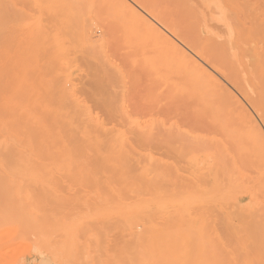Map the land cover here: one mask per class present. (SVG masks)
I'll use <instances>...</instances> for the list:
<instances>
[{
	"label": "bare ground",
	"instance_id": "1",
	"mask_svg": "<svg viewBox=\"0 0 264 264\" xmlns=\"http://www.w3.org/2000/svg\"><path fill=\"white\" fill-rule=\"evenodd\" d=\"M180 1L172 14L153 13L201 62L174 41L172 59L184 71L178 74L185 73L177 78L185 79L175 76L184 83L175 80L173 94L182 91L208 108L210 113L204 108L207 114H200L198 107L195 114L211 116L213 129L220 126V145L208 154L209 143L196 148L183 131L175 136L155 120L120 124L61 112L18 120L0 108V264H237L235 174H243L238 166L244 160L245 166H264V131L250 112L264 125V52L232 33L221 38L207 23L203 5ZM136 20L153 33L140 16ZM2 27L0 83L12 74V37ZM190 101H181L182 107L188 104L184 111ZM161 126L167 135L157 129ZM174 127L180 129L169 128ZM162 143L167 147L158 146ZM167 153L187 159L189 166L172 162ZM223 155L233 159L232 166Z\"/></svg>",
	"mask_w": 264,
	"mask_h": 264
},
{
	"label": "rangeland",
	"instance_id": "2",
	"mask_svg": "<svg viewBox=\"0 0 264 264\" xmlns=\"http://www.w3.org/2000/svg\"><path fill=\"white\" fill-rule=\"evenodd\" d=\"M45 1L2 0L0 2V24L5 27L0 26L6 29L9 36L11 34L13 42L12 74L9 80L0 83V108L5 117L18 120L53 118L61 112L63 116L76 119L89 116L101 117L105 120L119 119L120 124L124 123L122 122L124 119L130 118H138L142 121L155 120L161 125L165 122L168 131L164 130L165 127L164 129L162 126V128L157 127L163 129L164 131H161L165 132V135L167 132L175 134L181 130L183 134L180 131L179 133L184 138L185 136L188 139L192 138L189 141L196 143L197 145L192 143L196 148L200 146L198 144L206 145L207 148L209 143L211 146L207 148L208 151L210 150L208 154L213 153L212 149L215 147L212 146L220 145L217 144V141L223 139L220 126L218 129H213L215 125L209 122L212 120L211 116L208 120V115L205 114L201 116L204 122L206 119L208 125L198 120L202 117H198L199 114L196 115L195 112H200L199 108L205 107L197 104L196 97L190 96L191 99H188L186 92V96L182 94L180 90L188 87L185 84H183L185 87H182L181 84L179 85L182 88L179 90L181 93L177 92L180 93L177 97L173 94L176 93L174 85L177 75L183 76L185 73L178 74L184 71L176 68L178 66L172 59L171 48L174 41L178 42V45L183 41L179 37L173 38L166 21L161 22L153 13L157 11L169 15L170 11L172 14L175 4L182 3L180 0ZM188 4H195L197 7L203 5L201 8L205 10L207 23L210 27L211 24L213 27L216 26L217 32L211 29L217 34L219 32L221 38L224 39L228 33L229 35L232 33L234 39H240L243 43L249 40L247 47L252 46L253 49V46H257L264 52V0H189ZM126 7L136 14L133 11L129 14ZM137 16L146 22V26L152 28L153 33L136 20ZM46 33L47 35H44ZM181 46L183 51L198 60L185 43ZM1 66L0 62V68ZM0 73H3L1 69ZM216 77L219 79L218 75ZM179 78L181 77L177 78L178 81ZM222 80L220 78V81ZM178 81L177 83H180ZM224 83L222 84L229 86L227 82ZM231 89L230 87L229 90L237 95ZM175 98L181 101L191 100L187 102L189 108H186L191 113L184 111L188 104L183 108L181 106L183 102L177 103ZM241 100L252 110L243 99ZM177 108H183L181 109L183 111ZM196 108L198 111H194ZM203 109L200 114L206 113L208 108H205L206 111ZM250 112L256 118L257 124H262L264 131L263 123L257 116L255 117L253 110ZM221 114L217 119L223 117ZM119 120L114 121L118 123ZM199 125L204 126L203 130ZM173 126L176 128L180 126V129L176 130L174 127L172 130ZM169 127H172V131ZM212 130L219 131L212 132ZM165 135L163 134L162 137H166ZM182 135H179L180 138ZM159 144L158 146L163 147L165 143H162V146ZM187 144L189 145V142ZM192 144L190 143V148ZM194 147L191 150H197ZM159 149L157 152L164 153L163 148ZM218 154L220 151L217 152V156ZM169 156L172 162L176 161L180 166H189L187 159H179L176 153H171ZM223 159L229 163L228 165H231L233 160L226 159L225 156ZM223 159L220 156L219 160ZM241 162L238 170L243 174H235L237 184L240 182L239 187H241L237 189L239 190L237 192L239 205H237L243 207L236 208L235 222L239 232L236 252L239 263L237 259L236 261L237 264H243L244 261V264H264V166L250 164L245 166V160ZM203 163L199 165L202 166ZM243 175L244 178L241 177ZM247 233H250L251 237Z\"/></svg>",
	"mask_w": 264,
	"mask_h": 264
}]
</instances>
